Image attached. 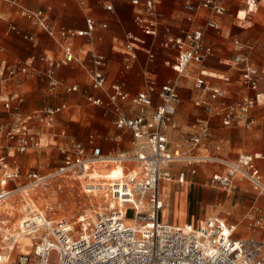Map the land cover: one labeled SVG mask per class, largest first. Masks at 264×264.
<instances>
[{
	"label": "built area",
	"instance_id": "2783aa9c",
	"mask_svg": "<svg viewBox=\"0 0 264 264\" xmlns=\"http://www.w3.org/2000/svg\"><path fill=\"white\" fill-rule=\"evenodd\" d=\"M197 1L209 12L205 24L161 43L164 48L175 49L170 66L179 76L184 75L191 62H201L212 55V47L203 39L204 31L217 28L214 16L225 10L226 0ZM261 1L264 0H246V12L257 10ZM132 3L143 5V10L134 15L137 27L147 36H155L158 26L155 2L132 0ZM184 8L192 13L195 6L187 2ZM20 14L61 48V59L51 60L45 75L51 90L62 86L53 76V70L77 60L72 41L77 37H92L96 23L88 18L84 29H56L49 24L44 9L21 7ZM10 29L15 30V26ZM126 39L128 52L134 50L135 42L143 43L130 32L126 33ZM235 45L239 52L232 60L240 67L242 86L252 91L253 96L228 103L223 101L227 96L225 90L209 85L201 77L194 84L197 91L206 95V98L196 96L194 103L211 115L220 116L224 125L249 123L251 110L261 95L262 70L250 61L248 47L239 42ZM149 57H153L152 53ZM90 59L91 87L104 91L108 101L117 104L126 93L116 84L106 88L101 71L102 55L92 52ZM26 70L24 65L9 67L7 75L11 78ZM78 88L77 84L63 86L65 92ZM154 94L159 100L155 106ZM88 101L102 103L100 98L91 96ZM217 101L220 104L214 106ZM22 102V97L14 102L8 98L0 102V116L5 113L14 118L0 121V264H264V239L237 237L233 223L218 217L182 225L160 219L163 208L160 182H182L186 175L185 170L173 175L170 166L174 164L187 166L193 174L197 165H219L222 169L208 178L210 187L229 192L241 179L264 195V180L256 156L242 153L229 160L214 154H195L202 139L210 136L208 119L198 120L195 133L182 142L170 141L166 130L175 127L174 115L180 102L175 80L167 79L159 85L147 80L144 89L131 100L140 110L136 115L129 117L116 107L114 126L131 132L130 152L105 154L94 144L93 135L89 136V147L77 141H64V129L53 132V128L65 104L48 105L20 116ZM147 107L152 110L146 111ZM47 133L61 150L59 162L44 170L24 168L21 155L40 149ZM58 138L62 139L58 141ZM116 170L119 172L110 177ZM67 200L77 209L71 218L64 213ZM244 219L258 228L264 225L263 219L253 213H247ZM23 237L30 240L31 253L13 256L18 239Z\"/></svg>",
	"mask_w": 264,
	"mask_h": 264
},
{
	"label": "crops",
	"instance_id": "0c3cea01",
	"mask_svg": "<svg viewBox=\"0 0 264 264\" xmlns=\"http://www.w3.org/2000/svg\"><path fill=\"white\" fill-rule=\"evenodd\" d=\"M2 1L13 7L17 22L12 19L7 23V17L11 14V11L0 15V102L6 98L14 102L17 97H22L23 102L20 106V116L39 111L43 107L48 106L45 105L37 108L39 104L36 102V88L34 86L35 79L29 80V74L32 75V73H34L37 75L35 78L39 77L40 80L45 81L50 92H54L59 88L63 89V86L72 84H77L79 87L78 90H80L81 88L77 82L70 83L75 77H77V74L80 72V67L85 70L89 82V89L95 91V93H86L87 101L88 96L100 98L102 101L101 104H95L88 101L97 107H88L86 109L87 115H98L100 113L106 115L109 113V116L113 118L111 120L113 126H108V132L106 134L90 132L85 139H76L67 133L65 127L57 125L58 116L68 109L67 103L65 101H60L56 104H51H65V109L55 118L53 132L64 129L66 132L64 141H77L83 143L87 147H89V136L93 135L94 144L99 146L105 154L130 152L133 150L131 132L128 130H119L114 126V120L117 117L116 107L119 106L124 114L129 117L136 115L140 110L132 104L131 100L138 92L144 89L147 80H154L159 85L167 79H173L178 86L180 102L177 105L174 115L175 127H168L166 130L170 141L172 138H176L177 142H182L183 139L195 133L196 122L201 119L209 120L210 136L211 131L216 132L222 130L223 127L227 128L233 126V129L225 131L226 137L228 136L230 139L243 131V128L240 127V125L249 129L252 125V134L256 136L258 141V147L256 148L258 152H240L237 153L235 157H232L234 156L233 152L231 153L232 156L228 155L222 148L223 144L228 143V137L226 140L219 139L216 143L218 148L214 149L209 148V144L206 142L210 136L203 138L202 143L194 150V152L199 155H219L229 160L236 159L237 156L242 153L254 155L256 156L255 161L257 168L264 180V61H262V64L260 65L257 64L253 43L250 41L234 39L238 35V32L232 29V27L229 26V23L226 24L223 18L228 11L229 0H226L225 2V10L223 14L214 16L217 28H206L204 31L203 39L207 45L212 47V55L201 62H191L184 75L180 76L173 71L170 66L175 59V49L171 47L164 48L161 43L170 38L179 36L185 31L192 30L199 25L203 26L205 24L209 17V12L207 9L201 8L197 0H185L182 11L179 8V2L177 0H152L155 2L158 12V26L157 34L155 36L145 35L135 24L134 15L138 11L143 10V5L142 3L140 5H135L132 3V0ZM144 1L147 0H140V2ZM245 1L246 0H242V8L236 10L235 19L248 22L252 20V17L255 16V13H257V10H259L260 7H264V1H261L257 10L252 13L246 12ZM187 2H192L195 6L192 13H188L184 8V4ZM107 6H110L111 8L107 9ZM21 7L46 10L49 24L56 29H84L86 26V19L88 18L96 23V29L92 37H77L72 41L77 60L53 70V76L62 84V86L54 90L50 89L49 80L45 73L49 68L51 60L58 61L61 59V48L56 41L49 37L42 29L33 25L20 14ZM11 16L13 17V14ZM188 16H190V19ZM13 25L15 26V30L10 29ZM128 32L134 34L138 39L143 41V43L135 42L133 44L134 50L132 52H128L125 49V44L127 43L126 33ZM24 35H28V37H24ZM22 39L29 40L33 47L28 56L26 53L22 52V46L24 45ZM236 42L248 47L250 61L255 67L263 72L259 85L261 95L257 98L255 106L251 110L249 123L245 124L243 122H238L231 125H224L220 116L211 115V113H209L203 106H197L194 103L196 96L206 98L205 94H202L195 89L194 84L195 80L201 77L209 85L225 90L227 96L223 101L228 103L240 102L247 96H253L254 93L252 91H249L242 86L240 80V67H238V65L232 60L239 52L235 45ZM262 47L264 49V44ZM231 49H233L234 52H231ZM92 52L104 57L101 71L105 77L106 88L109 89L111 85L116 84L119 85L127 95L125 98L119 99L117 104L109 102L104 91L94 89L90 85L88 70L92 67L90 59V53ZM149 53H152V58L149 57ZM19 57L24 58V60H11ZM17 65L26 66V72L19 73L11 78L8 77L7 69ZM235 70L237 71V74ZM20 75H25L27 80H24L22 77L20 78ZM236 75H238V77H236ZM208 78H213V82L210 83ZM9 81H14L15 86L10 87ZM24 84L31 88L27 97L17 89L20 85L22 86ZM236 87L238 89H235ZM183 95L189 96L196 107V111H194L193 114L197 115V117L193 122H191L192 117L190 114L184 113L181 110L177 111L183 100ZM152 101L153 106L159 102L156 94L153 95ZM213 104L214 106H218L220 102L217 101ZM145 110L151 111L152 107H147ZM84 114L80 126L76 127L77 134L79 135H82L91 125L96 126L92 124L90 120H87ZM13 119L14 118L5 113L0 116V121ZM172 134H174V136H171ZM61 139L62 138H58V141ZM54 145L53 138H51L50 133H47L43 137L42 147ZM236 146H238L237 142L233 141L232 148ZM21 161L23 165L24 157L22 155ZM175 165L183 164H174L170 166L173 175H177L179 170H185L186 175L182 182L176 180L160 182L161 198L163 201V208L160 212V217L161 214H166L169 217L167 220L162 219V222L180 225L185 223L196 224L208 217H218L236 225L237 237H253L259 240L264 239V225L262 228H258L250 225L248 221L244 219L247 213H253L256 217H261L264 222V195L258 194L257 192H254L253 194L248 190L243 189L242 184L244 182L241 179L237 180L236 187L232 189H237L238 191L231 196L228 194L232 190L224 192L221 189L210 187L208 185V178L214 171L222 169L219 165L210 163L197 165V171L194 174L191 173L185 165H183L186 167L185 169L179 168L176 171ZM95 173L98 174L96 171ZM208 187L212 188V190ZM165 191H167V195ZM201 205H205V207L201 208ZM208 205L217 207L231 205V209L226 211L225 216L218 213L217 215H212L208 213ZM212 210L213 209L210 211ZM232 211L241 212L240 219H228V216L231 215ZM202 214H204L203 218L201 217Z\"/></svg>",
	"mask_w": 264,
	"mask_h": 264
},
{
	"label": "rangeland",
	"instance_id": "374dc122",
	"mask_svg": "<svg viewBox=\"0 0 264 264\" xmlns=\"http://www.w3.org/2000/svg\"><path fill=\"white\" fill-rule=\"evenodd\" d=\"M179 2V8L182 11L183 3L185 0H177ZM243 2L242 0H229V7L228 11L223 16L224 21L229 23V26L232 27V29L236 30L238 32V35L234 39H239L241 41H250L254 44V55L256 57V62L258 65L262 64L261 62L264 61V49L262 45L264 44V7H260L259 10H257V13H255V16L252 17V20L246 22L243 20H237L235 19V13L238 8H242ZM11 11V14L7 17V23L13 19V21L17 22V17L15 13L13 12V7L10 6L8 3L0 0V15H3V13ZM13 14V17L11 16ZM6 23V25H7ZM224 24V23H223ZM5 25V26H6ZM223 28V25H222ZM24 45L22 46V52L26 53L27 56L30 54L31 50L33 49L31 42L29 40H24ZM231 52H234L233 49H231ZM48 53V52H47ZM211 58V57H210ZM12 61H23L24 58H13ZM80 72L77 74V77H75L70 83L77 82L80 86V90L78 91H72V92H64L62 88L57 89L54 92H50L45 81H42L39 79V77L35 78L37 75L32 73V75L29 74L28 79L34 80L35 79V94H36V102L39 104L37 108L43 107L45 105H51L56 104L60 101H65L67 103L68 109L64 111L63 114H60L58 116V126H63L66 128L67 133L71 136L75 137L76 139H85L88 135V133L92 132H99L106 134L108 132V126H113V123L111 118L109 116V113L106 115H102V113L96 115L92 114L91 116L87 115L86 109L88 107H97L96 105L90 103L86 99V93L87 92H93L89 89V82L85 73V70L80 68ZM236 74L237 71L235 70ZM20 78L22 77L24 80L26 79L25 75H20ZM238 77V75H236ZM17 79V78H16ZM210 83L213 82V78H208ZM194 82V81H193ZM10 87L15 86L14 81H9ZM238 85V84H237ZM19 91L23 93L26 97L28 92H30L31 88L27 85H20ZM235 89H238L237 87ZM97 93V92H96ZM183 111L184 113L190 114L191 122L194 121V119L197 117V115H194L193 112L196 111V107L194 106L193 102L191 101L189 96L183 95V100L180 103L177 111ZM85 113V114H84ZM83 114L85 115V118L87 120H90V122L96 126L91 125L84 131L82 135L77 134L76 127L80 126V122L83 118ZM240 127L243 128V131L235 135L233 137H228L229 141L228 143L223 144L224 151L232 156V152L234 153L232 157H235L237 153L240 152H258L256 148L258 147V141L256 139V136L252 134V125L250 126V129L247 127H244L240 125ZM99 128V129H95ZM234 127H223L222 130L219 131H211V136L209 139H207V144H209V148L217 149L218 146L216 143L219 141V139H227L226 132L228 130L233 129ZM186 129V128H184ZM171 136H174L172 134ZM233 139V140H232ZM237 142L236 147L232 148V142ZM172 143H177L176 138L171 139ZM203 151V150H202ZM24 157L23 166L24 168H36L39 170H44L49 167L54 166L57 164L62 156L61 150L58 148L57 145L54 146H44L40 149H37L35 151H30L28 153H25L22 155ZM175 170L177 171L179 168H186L183 165H175ZM205 167V166H202ZM243 189L248 190L249 192L253 193L251 185L243 180ZM193 185V184H192ZM209 188V187H208ZM212 190V188H209ZM237 189L232 190L228 195H233ZM166 195H167V191ZM225 194V193H223ZM226 195V194H225ZM235 202V201H233ZM205 205H201V208H204ZM208 213L212 215L220 214L222 216L226 215V211L231 209V205H223L222 207L217 206H207ZM213 209L212 211H210ZM213 212V213H211ZM64 213H68V217H74L77 214V209L72 207V204L66 201V204L64 203ZM241 212L232 211L231 215L228 216V219L234 220V219H240ZM127 216H130V212L127 213ZM201 217H204V214L201 215ZM160 219L167 220L169 219L168 215L161 214ZM131 220V219H130ZM127 222H129V219H127ZM32 251V245L30 243L29 239H18L17 244L15 245V252L13 256H15L17 253L22 254H29ZM14 258V257H13Z\"/></svg>",
	"mask_w": 264,
	"mask_h": 264
},
{
	"label": "bare ground",
	"instance_id": "6f19581e",
	"mask_svg": "<svg viewBox=\"0 0 264 264\" xmlns=\"http://www.w3.org/2000/svg\"><path fill=\"white\" fill-rule=\"evenodd\" d=\"M241 13H243V12H241ZM244 15V14H243ZM245 17V16H244ZM119 171H114L113 173H112V175H109L110 177H113V175H116L117 173H118ZM94 175L95 176H97V174L94 172ZM25 237H23V238H20V239H24ZM26 239H28V238H26Z\"/></svg>",
	"mask_w": 264,
	"mask_h": 264
}]
</instances>
